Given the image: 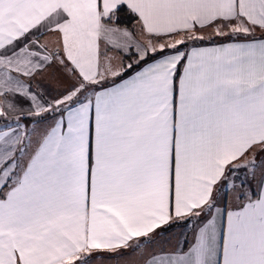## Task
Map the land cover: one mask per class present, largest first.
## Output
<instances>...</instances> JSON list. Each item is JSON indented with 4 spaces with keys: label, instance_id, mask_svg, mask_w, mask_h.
<instances>
[{
    "label": "snow or ice",
    "instance_id": "1",
    "mask_svg": "<svg viewBox=\"0 0 264 264\" xmlns=\"http://www.w3.org/2000/svg\"><path fill=\"white\" fill-rule=\"evenodd\" d=\"M0 264H264V0H0Z\"/></svg>",
    "mask_w": 264,
    "mask_h": 264
},
{
    "label": "rangeland",
    "instance_id": "2",
    "mask_svg": "<svg viewBox=\"0 0 264 264\" xmlns=\"http://www.w3.org/2000/svg\"><path fill=\"white\" fill-rule=\"evenodd\" d=\"M180 231V229H176V232H179Z\"/></svg>",
    "mask_w": 264,
    "mask_h": 264
},
{
    "label": "crops",
    "instance_id": "3",
    "mask_svg": "<svg viewBox=\"0 0 264 264\" xmlns=\"http://www.w3.org/2000/svg\"><path fill=\"white\" fill-rule=\"evenodd\" d=\"M47 82V81H46Z\"/></svg>",
    "mask_w": 264,
    "mask_h": 264
}]
</instances>
